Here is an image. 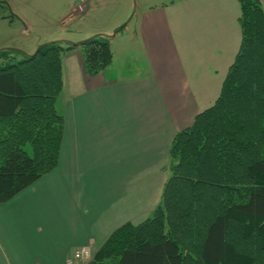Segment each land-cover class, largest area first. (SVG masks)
<instances>
[{"label":"crops","instance_id":"obj_1","mask_svg":"<svg viewBox=\"0 0 264 264\" xmlns=\"http://www.w3.org/2000/svg\"><path fill=\"white\" fill-rule=\"evenodd\" d=\"M157 2L137 1L122 28L129 32L117 28L109 38L112 61L100 72H85L81 51L61 58L57 165L34 190L0 202V264H66L81 246L93 254L113 229L149 217L159 202L172 138L216 99L241 32L238 0ZM76 8L84 6L60 22Z\"/></svg>","mask_w":264,"mask_h":264},{"label":"trees","instance_id":"obj_2","mask_svg":"<svg viewBox=\"0 0 264 264\" xmlns=\"http://www.w3.org/2000/svg\"><path fill=\"white\" fill-rule=\"evenodd\" d=\"M238 2V50L214 102L172 138L159 202L113 229L86 264H264V9ZM77 46L87 74L112 61L103 35L31 56L0 50V202L57 165L61 58Z\"/></svg>","mask_w":264,"mask_h":264},{"label":"rangeland","instance_id":"obj_3","mask_svg":"<svg viewBox=\"0 0 264 264\" xmlns=\"http://www.w3.org/2000/svg\"><path fill=\"white\" fill-rule=\"evenodd\" d=\"M138 0H0V49L5 47L16 48L26 53V50H35L43 40L55 34L67 35L70 39L79 36L86 38L94 35H103L102 31L120 26L125 27L136 9ZM157 3H170L169 0H149ZM84 6L81 11L73 9L74 15L61 23L59 16L65 15L71 7ZM239 5V2H238ZM121 19V20H120ZM120 21V22H118ZM235 21V20H234ZM238 18L236 24L239 27ZM119 23V24H118ZM233 26V23H231ZM131 26L120 29L122 34L129 32ZM122 30V31H121ZM128 30V31H127ZM116 31L115 33H117ZM107 35V34H106ZM41 40V42H37ZM50 41V40H48ZM64 40H60L65 47ZM72 42V41H71ZM76 42V41H74ZM36 44L35 48L32 47ZM81 51L79 47H72L70 51ZM65 53L62 55V57ZM60 105V103H59ZM60 107V106H59ZM55 102V108L60 113L61 108ZM36 180L26 190L35 186ZM142 220V219H140ZM140 220H134L137 223Z\"/></svg>","mask_w":264,"mask_h":264},{"label":"built area","instance_id":"obj_4","mask_svg":"<svg viewBox=\"0 0 264 264\" xmlns=\"http://www.w3.org/2000/svg\"><path fill=\"white\" fill-rule=\"evenodd\" d=\"M92 257L91 249L88 246L75 248L66 259V264H86Z\"/></svg>","mask_w":264,"mask_h":264},{"label":"water","instance_id":"obj_5","mask_svg":"<svg viewBox=\"0 0 264 264\" xmlns=\"http://www.w3.org/2000/svg\"><path fill=\"white\" fill-rule=\"evenodd\" d=\"M117 31V28H115L110 34H107V35H105L106 37H108V38H110V37H112V35L115 33ZM69 44H74V45H78V44H80L81 43V41L80 42H71V41H67ZM45 43H47V42H44V43H42V44H40L39 46H37L36 47V49L33 51V53L32 54H34L42 45H44ZM2 49H11L10 47H5V48H1L0 50H2ZM12 49H15V48H12ZM18 50V49H17ZM19 51H21V50H19ZM22 53H24L25 55H27V56H31L32 54H29V53H25V52H23V51H21Z\"/></svg>","mask_w":264,"mask_h":264}]
</instances>
